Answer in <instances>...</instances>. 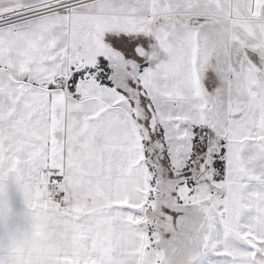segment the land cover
Listing matches in <instances>:
<instances>
[{"label": "snow or ice", "instance_id": "snow-or-ice-1", "mask_svg": "<svg viewBox=\"0 0 264 264\" xmlns=\"http://www.w3.org/2000/svg\"><path fill=\"white\" fill-rule=\"evenodd\" d=\"M0 264H264V0H0Z\"/></svg>", "mask_w": 264, "mask_h": 264}]
</instances>
